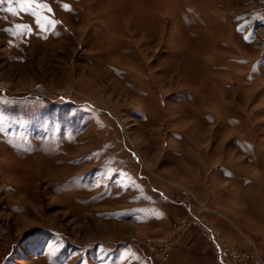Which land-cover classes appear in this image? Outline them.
<instances>
[{"label": "rangeland", "instance_id": "obj_1", "mask_svg": "<svg viewBox=\"0 0 264 264\" xmlns=\"http://www.w3.org/2000/svg\"><path fill=\"white\" fill-rule=\"evenodd\" d=\"M40 2L0 4V264H264V0Z\"/></svg>", "mask_w": 264, "mask_h": 264}, {"label": "snow or ice", "instance_id": "obj_2", "mask_svg": "<svg viewBox=\"0 0 264 264\" xmlns=\"http://www.w3.org/2000/svg\"><path fill=\"white\" fill-rule=\"evenodd\" d=\"M9 4H18L19 8L9 7L6 9L12 15H19L20 12L28 13L35 18V22L38 28L42 31H48L54 29L56 24L60 21L50 18L49 16L42 15V10H47L51 13V7L46 3H41L40 0H7ZM5 3V0H0V4ZM64 8L68 10V5H64ZM12 35H25L31 32V27L26 24H17L13 29H5ZM243 30V29H241ZM248 39V37H246Z\"/></svg>", "mask_w": 264, "mask_h": 264}, {"label": "bare ground", "instance_id": "obj_3", "mask_svg": "<svg viewBox=\"0 0 264 264\" xmlns=\"http://www.w3.org/2000/svg\"><path fill=\"white\" fill-rule=\"evenodd\" d=\"M1 86H3V85H1ZM32 90L35 93H41V94H46V92L48 91L44 85H38V86L34 87Z\"/></svg>", "mask_w": 264, "mask_h": 264}, {"label": "built area", "instance_id": "obj_4", "mask_svg": "<svg viewBox=\"0 0 264 264\" xmlns=\"http://www.w3.org/2000/svg\"><path fill=\"white\" fill-rule=\"evenodd\" d=\"M221 249V248H220Z\"/></svg>", "mask_w": 264, "mask_h": 264}]
</instances>
